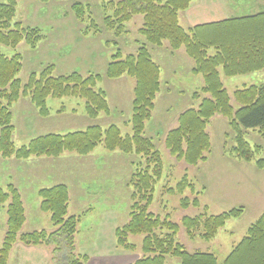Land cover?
I'll return each mask as SVG.
<instances>
[{
	"label": "rangeland",
	"instance_id": "1",
	"mask_svg": "<svg viewBox=\"0 0 264 264\" xmlns=\"http://www.w3.org/2000/svg\"><path fill=\"white\" fill-rule=\"evenodd\" d=\"M5 1L0 0V3ZM73 1L87 5L82 20H78L71 11ZM234 1L236 2H231L233 6L227 9L229 18L264 11V0ZM15 11L14 21L21 22L25 28H39L44 36L34 48L24 42H20L15 48L0 45V52L7 57L16 53L21 55L22 67L18 74L20 81L25 83L31 72H39L49 64L54 65L53 75H65L73 71L82 76L100 74L102 79L97 88L101 87L106 93L110 114L99 113L92 119L85 114L82 99L63 97L50 98L47 104L49 115L41 117L30 100L21 97L11 107L14 145H26L31 139L44 135V132L65 134L77 129L83 130L90 125L105 128L114 124L122 134H130L134 79L127 75L110 79L105 76V72L107 64L117 50L124 56L135 53L140 46H147L151 58L160 68V89L155 96L151 117L145 123L144 135L151 139L163 164L162 175L154 185L148 211L178 224L176 239L186 248L188 245L196 246L198 251L212 252L218 263L223 264L231 248L243 238L247 228L264 212L262 134L258 130L241 129L242 138L249 144L251 151L254 152L255 148L259 147V152H254L249 161L240 160L232 152L236 146V133L229 126L227 118L215 115L206 127L211 145L206 153V160L196 165H187L183 160L178 162L165 147L166 134L177 126L178 116L183 111L198 106L200 98L194 95H200L204 86L202 76L193 72L194 62L187 56L184 48L174 51L166 41L162 46L146 42L139 33L143 24L142 14H136L125 22L123 33L117 36L115 31L103 25L102 0H16ZM91 22L97 25L100 32L93 34L91 29L90 33L84 34L83 30L86 26H92ZM178 22L180 24L179 14ZM221 79L232 98V93L237 88L264 83V69L230 77L221 74ZM232 103L237 107L236 103ZM94 150L98 153L93 152ZM93 151L87 155L66 152L69 155L58 156L56 159L43 156V160L0 155V187L5 188L12 184L19 192L25 213L22 232L55 229L49 212L40 208L38 191L50 187L47 184L58 181L60 184H68L66 187L71 202L67 214L81 216L75 235V253L84 254L87 244L93 246L90 250H94L96 241L100 244L96 251L99 254L109 253L105 249V243L110 245L115 241L117 244L116 238L113 237L114 225L119 227L126 224L133 202H143L140 195L133 196V180L136 171L146 168L147 159L134 153L108 151L102 145H98ZM260 159L263 160L261 167L257 163ZM43 162L53 163L50 168L53 169L50 174L52 181L46 179V173L49 171H46L42 164H37ZM184 175L194 185V189L188 187L179 193L175 188ZM169 188L173 191L170 192ZM182 197H188L190 201L198 198L199 206L181 207ZM7 205L8 202L0 204V240L6 232ZM240 207V216L229 219L209 240L201 239L197 234L189 236L181 222L184 216L200 213L217 215ZM26 217L28 222L24 228ZM127 240L134 245L132 249L123 248L118 244L115 249H124L122 253L131 254L132 259L137 260L143 256V236L129 235ZM17 245L25 244L16 242L12 252ZM40 246L47 247L52 264V246ZM84 246L86 248L81 250ZM165 259L167 264L179 263V259L174 256H167Z\"/></svg>",
	"mask_w": 264,
	"mask_h": 264
},
{
	"label": "trees",
	"instance_id": "2",
	"mask_svg": "<svg viewBox=\"0 0 264 264\" xmlns=\"http://www.w3.org/2000/svg\"><path fill=\"white\" fill-rule=\"evenodd\" d=\"M192 0H102L103 25L119 34L124 31L125 22L134 15H143L139 33L146 42L162 46L168 42L171 50L184 48L194 62L193 72L200 74L204 86L197 107L183 111L177 126L166 134L165 147L176 161L196 165L206 160L210 150V139L206 132L209 121L215 115L227 118L229 126L236 133V146L232 152L244 161L251 160L256 147L251 151L242 138L241 129L258 130L264 138V83L237 88L232 98L223 86L221 74L237 76L264 69V11L253 15L231 17L220 21L203 23L185 29L178 22L179 12L185 10ZM16 0L0 3V45L15 48L20 42L34 48L43 39L36 27H23L14 21ZM71 11L82 20L87 5L73 1ZM92 21V20H91ZM93 22V21H92ZM86 26L84 34L100 32L95 23ZM21 55L7 57L0 52V155L18 159L29 157H58L65 152L87 155L98 145L108 151L118 150L134 153L147 159L148 165L135 173L133 196L140 195L143 202H133L128 222L115 229L119 246L132 249L129 235H142L143 256L131 264H165L167 256L179 259V264H219L216 256L207 251H188L176 239L178 224L148 211L155 183L160 179L163 164L159 152L150 138L145 137V123L154 109V100L160 89V68L151 58L147 46H140L135 53L122 55L117 50L107 64L105 76L110 79L127 75L134 79L131 133L122 134L119 127L111 124L105 128L90 125L83 130L65 134L49 133L31 139L26 145L16 147L13 142L14 126L11 107L21 97H27L41 117L49 115L48 98L73 97L84 101V111L90 118L99 113L109 114L106 93L97 88L102 79L100 74L82 76L78 72L53 75L54 65L49 64L39 72H31L25 83L18 78L21 70ZM236 103L235 107L232 103ZM263 160H258L259 167ZM152 168H150V166ZM194 185L184 175L175 190L182 193ZM169 191L173 190L169 188ZM195 192V191H194ZM40 208L49 212L55 227L22 232L25 213L18 190L8 184L0 187V204L6 207V232L0 240V264H7L9 254L16 242L25 245H51L52 264H85L87 254L75 253V235L81 216L68 215V189L64 184L42 188L38 191ZM199 206L198 198L192 201L182 197L180 206ZM242 207L217 215L200 213L184 216L181 220L189 234L201 239L213 238L229 219L237 218ZM164 230V232H163ZM159 231V233H158ZM223 264H264V212L247 228L243 238L232 247Z\"/></svg>",
	"mask_w": 264,
	"mask_h": 264
},
{
	"label": "crops",
	"instance_id": "3",
	"mask_svg": "<svg viewBox=\"0 0 264 264\" xmlns=\"http://www.w3.org/2000/svg\"><path fill=\"white\" fill-rule=\"evenodd\" d=\"M231 2H236V1H234V0H193L190 4L189 8H187L185 11H182L179 13L180 24L184 28H190V27H193V26L198 25V24L210 23V22H215V21L227 19V18H229L227 9H229L233 6V3H231ZM240 5H241V3H240ZM88 36H86V37H88ZM54 70H55V68H54ZM88 73H90V72H88ZM122 77H124V76H122ZM122 77H120V78H122ZM99 88H101V87H99ZM49 100H50V98L47 99V104H48ZM79 104L81 105L82 103H79ZM83 105H84V103H83ZM197 105H198V103H197ZM61 110H63V107L61 108ZM109 114H110V112H109ZM92 119H94V118H92ZM85 128H83V129H85ZM49 133L50 132H44V135L49 134ZM93 152L98 153V151H96V150H94ZM65 155H69V154H66V152H65L62 155H60L59 157H62ZM59 157H55L54 159L59 158ZM33 158H36L37 160H43L42 159L43 156L30 157L28 160H33ZM47 158H50V157H47ZM81 158H83V157H81ZM37 164H42L46 168L45 170L49 171V173H46V174H48L46 179L52 181L50 178V174L53 173V169H50V168H51L53 163L43 162V163H37ZM47 166H50V167L47 168ZM40 167H41V165H40ZM57 183L60 184L61 182H58V181L51 182V184H47V186H52V185L57 184ZM66 185H68V184H66ZM69 200L70 201H69L68 207L70 206V202H71L70 197H69ZM26 219H27V217H26ZM27 222H28V219L26 220L24 228H26ZM116 227H117V224L114 225L113 230H115ZM112 235H114V234H112ZM113 237H115V235ZM94 244H95L94 248L95 249L97 248L96 250L95 249L90 250L93 248V246H88V244H87L86 245L87 250L85 252H83L84 254H87L89 257L86 264H130L136 260V259L131 258V254L130 255H124L125 253H122L124 251V249H123V251H119V249L118 250L115 249L117 246L115 241L110 245L105 243V249L108 250L109 253H104V254H99L98 252H96L100 247L99 241L94 242ZM76 245H77V243H76ZM86 246L81 247V250L86 248ZM46 248L47 247L42 248L41 246L17 245L15 247V249L13 250V252H12V250L10 251L8 263L10 261H12L13 264H51L50 254L46 250ZM185 248H186V246H185ZM186 249L190 252L198 251V247H196V246H189L188 245ZM200 251H202V250H200ZM15 256H16V258H15ZM52 262H53V260H52ZM166 262L167 261L165 259V264H167ZM177 264H179V263H177Z\"/></svg>",
	"mask_w": 264,
	"mask_h": 264
}]
</instances>
